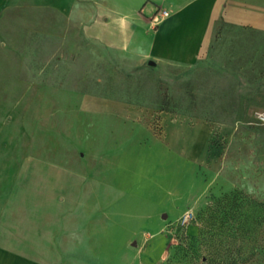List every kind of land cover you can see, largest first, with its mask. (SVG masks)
<instances>
[{
	"label": "rangeland",
	"instance_id": "1",
	"mask_svg": "<svg viewBox=\"0 0 264 264\" xmlns=\"http://www.w3.org/2000/svg\"><path fill=\"white\" fill-rule=\"evenodd\" d=\"M35 2L0 0V209L22 162L58 163L91 180L89 201L67 204L52 255L63 264H173L183 247L205 255L207 227L225 238L239 214L244 245L264 249V33L219 23L202 58L177 64L88 41ZM85 95L209 131L192 151L183 133L166 139L159 116L140 125L79 111Z\"/></svg>",
	"mask_w": 264,
	"mask_h": 264
},
{
	"label": "crops",
	"instance_id": "2",
	"mask_svg": "<svg viewBox=\"0 0 264 264\" xmlns=\"http://www.w3.org/2000/svg\"><path fill=\"white\" fill-rule=\"evenodd\" d=\"M35 1L31 7L58 11L88 41L127 56L177 64L202 58L219 23L264 33V0ZM161 11L167 15L160 17ZM32 103L28 99L25 104ZM1 110V119L7 118L8 108ZM78 110L140 125L159 116L166 139L175 143L183 133L186 141H193L192 151L196 138L209 131L201 122H172L165 113L113 98L85 95ZM19 169L23 176L16 178L0 209V264H63L52 255L67 237V204L89 201L90 177L75 179L58 163L44 173L36 160H25Z\"/></svg>",
	"mask_w": 264,
	"mask_h": 264
},
{
	"label": "trees",
	"instance_id": "3",
	"mask_svg": "<svg viewBox=\"0 0 264 264\" xmlns=\"http://www.w3.org/2000/svg\"><path fill=\"white\" fill-rule=\"evenodd\" d=\"M240 216V214L236 217L234 215L236 222L231 229L226 226V232L224 233L225 238H217L216 230L213 229L211 224L207 227V231L203 234V236H206L202 237L204 240H202V243H198L201 251L203 250L206 253L205 255H198L197 253L192 254L191 248L186 249L183 247L173 264H264V253H262L264 249L259 252L253 249L249 250L244 245L246 240L244 226L246 223L243 218H239ZM209 219L211 220L213 217L210 216ZM195 239V237H188L190 243L197 242ZM183 240L187 239L183 238ZM224 240H228L230 244L226 248L222 246V241ZM208 241L212 243L208 245ZM189 242L187 241V245H190ZM219 245H221V247H217ZM188 250L190 252H188ZM195 250L197 251V249ZM192 255H195L194 259Z\"/></svg>",
	"mask_w": 264,
	"mask_h": 264
},
{
	"label": "built area",
	"instance_id": "4",
	"mask_svg": "<svg viewBox=\"0 0 264 264\" xmlns=\"http://www.w3.org/2000/svg\"><path fill=\"white\" fill-rule=\"evenodd\" d=\"M167 15L166 11H161L160 12V17H165ZM190 214L184 215L183 217V223L186 222L190 218Z\"/></svg>",
	"mask_w": 264,
	"mask_h": 264
}]
</instances>
